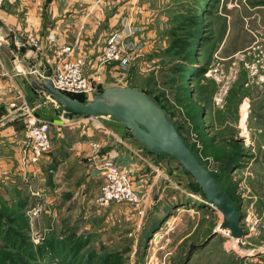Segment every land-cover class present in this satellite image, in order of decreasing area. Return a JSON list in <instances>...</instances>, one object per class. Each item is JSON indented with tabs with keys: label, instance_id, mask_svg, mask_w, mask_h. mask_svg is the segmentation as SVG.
I'll return each mask as SVG.
<instances>
[{
	"label": "rangeland",
	"instance_id": "374dc122",
	"mask_svg": "<svg viewBox=\"0 0 264 264\" xmlns=\"http://www.w3.org/2000/svg\"><path fill=\"white\" fill-rule=\"evenodd\" d=\"M203 1L134 0L130 21L122 18L115 33L126 51L134 45L138 51L124 65L96 60L87 74L97 76L93 82L100 90L126 86L161 102L204 163L219 172L220 184L239 205L246 234L233 238L221 228V210L168 157L152 202L146 205L147 196L133 184L143 195L142 213L129 203L99 208L98 194L86 212L89 221L78 211V217L49 226L39 219L43 209L18 207L13 193L8 201L0 196V264H264V0H206L201 8ZM195 36L200 37L192 46ZM30 43L35 52L41 47L33 38ZM70 48L71 58L88 61L70 55ZM106 48L107 43L101 53ZM32 73L47 76L38 69ZM3 100L0 96L1 107ZM123 167L133 183L141 170ZM162 185L167 195L157 204L162 190L155 192ZM113 205L123 214L93 220L94 213L108 214ZM50 243L52 255L41 254Z\"/></svg>",
	"mask_w": 264,
	"mask_h": 264
},
{
	"label": "crops",
	"instance_id": "0c3cea01",
	"mask_svg": "<svg viewBox=\"0 0 264 264\" xmlns=\"http://www.w3.org/2000/svg\"><path fill=\"white\" fill-rule=\"evenodd\" d=\"M133 3L4 0L0 4V96L4 98L0 106V196L8 201L7 194L13 193L18 207L43 209L39 219H46L49 226L78 217V211L82 212L80 219L89 221L86 212L100 192L99 165L104 157L141 170L133 184L147 196L146 205L152 202L154 183L165 173L157 156L144 149L122 123L104 117L105 123L96 128L80 122L79 117L66 119L57 114L60 106L54 99L30 86L35 74L32 71L47 74L65 46L73 48L70 55L85 56L91 66L96 64L108 37L120 29V20L130 21ZM16 36L25 39L27 51L19 49L21 43ZM32 38L41 46L37 52L32 50ZM31 115L51 122L53 147L39 162L27 164L24 156ZM145 164L151 166V171L143 170ZM167 187L158 188L155 193L162 192L155 203L164 201ZM110 209L108 214L92 211L93 220L105 222L123 214L114 205Z\"/></svg>",
	"mask_w": 264,
	"mask_h": 264
},
{
	"label": "water",
	"instance_id": "95a60500",
	"mask_svg": "<svg viewBox=\"0 0 264 264\" xmlns=\"http://www.w3.org/2000/svg\"><path fill=\"white\" fill-rule=\"evenodd\" d=\"M16 40L21 43L19 49L27 51L25 39L16 36ZM50 77V68L46 77L36 73L30 86L35 91L45 92L59 104L58 115L69 120L75 117H109L122 123L144 149L157 155L158 163L172 157L195 178L193 184L202 188L206 199L221 210L224 217L221 228L229 230L233 238L241 239L246 234L241 224L239 205L220 184L219 172L204 163L182 134L179 122L155 96L143 90L119 86L100 90L90 100L84 101L57 89Z\"/></svg>",
	"mask_w": 264,
	"mask_h": 264
},
{
	"label": "built area",
	"instance_id": "2783aa9c",
	"mask_svg": "<svg viewBox=\"0 0 264 264\" xmlns=\"http://www.w3.org/2000/svg\"><path fill=\"white\" fill-rule=\"evenodd\" d=\"M2 1V0H0ZM123 37L119 33H114L107 40L106 51L100 53L98 61L108 62L109 60L118 61L124 65L131 60L138 51L136 45L128 46L122 43ZM69 46L64 47L59 52V57L51 69V79L55 87L66 94H86L93 96L100 91L99 87L93 82L87 74V65L89 64L81 57L71 58ZM98 80L101 78L99 76ZM100 117H79V121L84 124L91 123L93 127L101 128ZM79 121H77L79 123ZM74 123V122H72ZM52 124L50 121L31 115L28 117L27 127V150L24 160L27 163H36L41 156L52 149ZM99 171L102 178V187L96 198V206L106 208L113 203H129L133 205L136 211L142 213L143 195L133 186L128 172L113 157H106L105 161L99 165Z\"/></svg>",
	"mask_w": 264,
	"mask_h": 264
},
{
	"label": "trees",
	"instance_id": "16d2710c",
	"mask_svg": "<svg viewBox=\"0 0 264 264\" xmlns=\"http://www.w3.org/2000/svg\"><path fill=\"white\" fill-rule=\"evenodd\" d=\"M205 1H206V0L203 1V5L201 6V8L204 6V2H205ZM201 8H200V9H201ZM200 36H201V35H200ZM200 36H199V37H200ZM199 37H197V36L193 37V39H192V41H191V45H192V46H194V39H195V40H198ZM197 64H198V62H197ZM194 68H195V66H194ZM194 68H193V69H194ZM189 72H190V71L188 70V73L185 74L186 81H187V78H188V76H189V75H188ZM187 75H188V76H187ZM186 76H187V77H186ZM69 95L72 96V97H74V98H78V99H79V97L76 96L77 94H69ZM80 100H83V99L80 98ZM162 106H163V105H162ZM163 107H164V106H163ZM192 186H193V188L196 189V190H201L202 193H203V195L205 196V194H204L202 188L197 187V186H195L194 184H193ZM203 202H206V200H204ZM49 245H50V247H48V249H47V248H44L42 251H40V253H41V254H44V255H46V254H51V255H52V253H53L54 251H49V250H53V249H51L52 244L50 243ZM53 248H54V247H53Z\"/></svg>",
	"mask_w": 264,
	"mask_h": 264
},
{
	"label": "bare ground",
	"instance_id": "6f19581e",
	"mask_svg": "<svg viewBox=\"0 0 264 264\" xmlns=\"http://www.w3.org/2000/svg\"><path fill=\"white\" fill-rule=\"evenodd\" d=\"M208 201V200H207ZM210 201H208V203H209ZM211 206H213L214 205V207L213 208H216V206H215V204L214 203H212V202H210L209 203ZM158 234L156 235V237L157 238H159L160 237V233L159 232H157Z\"/></svg>",
	"mask_w": 264,
	"mask_h": 264
}]
</instances>
